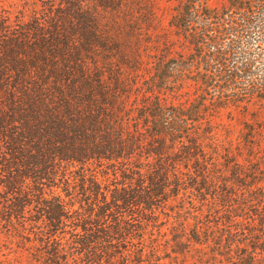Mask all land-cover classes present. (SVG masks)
<instances>
[{"label": "trees", "instance_id": "trees-1", "mask_svg": "<svg viewBox=\"0 0 264 264\" xmlns=\"http://www.w3.org/2000/svg\"><path fill=\"white\" fill-rule=\"evenodd\" d=\"M154 1H0V248L264 264V0Z\"/></svg>", "mask_w": 264, "mask_h": 264}, {"label": "rangeland", "instance_id": "rangeland-1", "mask_svg": "<svg viewBox=\"0 0 264 264\" xmlns=\"http://www.w3.org/2000/svg\"><path fill=\"white\" fill-rule=\"evenodd\" d=\"M4 4L9 5L10 3H18L20 4L19 0H0ZM226 0H210V4L213 6H219L223 3H225ZM155 10L157 12V15L160 20V26H166L169 22L171 15L173 11L169 7V5L165 2V0H155L154 1ZM8 256L9 259L12 260L13 264H30L27 252L22 254L21 252L17 251L15 247H13L11 250H7L6 247L0 248V258L5 259V257Z\"/></svg>", "mask_w": 264, "mask_h": 264}]
</instances>
